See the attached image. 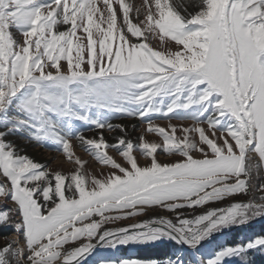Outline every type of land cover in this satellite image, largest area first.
Here are the masks:
<instances>
[{"label": "snow or ice", "instance_id": "1", "mask_svg": "<svg viewBox=\"0 0 264 264\" xmlns=\"http://www.w3.org/2000/svg\"><path fill=\"white\" fill-rule=\"evenodd\" d=\"M157 119L192 124L178 136ZM112 120H138L161 143L142 132L134 144ZM105 129L125 136L108 144ZM16 136L55 145L75 171L21 155ZM73 140L106 171L84 172ZM260 219L264 0H0V226L14 233L0 264H85L129 245L176 252L100 264H252L264 235L211 245Z\"/></svg>", "mask_w": 264, "mask_h": 264}, {"label": "rangeland", "instance_id": "2", "mask_svg": "<svg viewBox=\"0 0 264 264\" xmlns=\"http://www.w3.org/2000/svg\"><path fill=\"white\" fill-rule=\"evenodd\" d=\"M125 3H131L133 5H139L141 3V0H125ZM114 7L118 8V5L114 2ZM134 15V13L132 14ZM135 22V20L133 21ZM119 23V20H118ZM80 35V33H78ZM113 124H124L127 126V135L125 136L124 133H122L119 129L115 131H108L107 129L103 130V136L105 141L108 144H114L116 143V138L120 136H125L126 139H130L133 141L134 144L140 143V137L142 132L147 128V125H141L138 120H112ZM135 124L136 128L131 127V125ZM191 121H178L176 119H173L171 121L166 119H157L155 120V125L159 127H164L169 132L171 131L170 125H175L177 127V135H180L179 128L181 125L183 127H189L191 126ZM77 127L80 131L83 132V135L86 138H99V131L95 130L91 131L88 130L91 126L85 125L83 123L77 124ZM10 140H12L16 146L17 151L21 155H27L29 158L33 159L35 162L40 163L44 165L48 170L50 171H61L63 174H71L75 171L76 165L73 162H70L67 160L65 155L56 150V146L51 143H44V144H38L34 141L30 142L25 139H22L19 136L16 137H9ZM161 139L159 136H157L155 133H146L144 132V140L146 142H156L161 143ZM72 144L74 146V158L76 157L80 158L82 161H84L83 171L86 173H90L91 175H96L99 177L101 172L106 171L105 166L100 165L97 161L94 160L93 157H91L87 152L83 151L79 146H77V141L73 140ZM109 155H112L114 158L119 160L118 154L111 148L107 149ZM139 163L141 166H143L146 161L144 158L139 157L137 154ZM161 162H168V158L164 156L163 154H159L157 157ZM238 199H243V197H238ZM227 203V202H225ZM210 207H217V206H223L222 204H210ZM148 217H139L138 219L143 220ZM135 222L134 220H125L121 221L119 225H109L110 227L114 226H124L128 223ZM242 227L235 231V235H231L229 238L230 240H227L224 244L220 242L218 237L213 241L211 247H216L217 244L220 245H232L238 242L243 241L245 238L255 235H264V220L258 223L255 226ZM9 232V234H7ZM13 230L10 227L7 226H0V247H3L5 244V237H11L13 235ZM231 243V244H230ZM107 249L100 248L98 249V252L92 256L91 258H87L85 264H100L101 260H117V257L120 259H140V260H164L170 256H173V253L176 252V248L172 245H160L158 247L151 246V245H145V246H134L129 245L127 247L121 246L119 249L114 250V252L107 253ZM115 257H114V256ZM160 255V256H156ZM119 259V260H120ZM250 259L252 260V264H261V261L264 260V253L260 252H252L250 253ZM227 264H238V261L236 259H231L227 261Z\"/></svg>", "mask_w": 264, "mask_h": 264}, {"label": "water", "instance_id": "3", "mask_svg": "<svg viewBox=\"0 0 264 264\" xmlns=\"http://www.w3.org/2000/svg\"><path fill=\"white\" fill-rule=\"evenodd\" d=\"M260 220H261V219H260ZM260 220L254 221V222H252V223L258 222V221H260ZM236 229H238V228L233 227L232 229H227V230H225L222 234H217L216 237H217V236L227 235V234L233 232V231L236 230ZM98 248H99V247H97V249H98ZM97 249H96V250H97ZM96 250H95V251H96ZM95 251H94V252H95Z\"/></svg>", "mask_w": 264, "mask_h": 264}, {"label": "bare ground", "instance_id": "4", "mask_svg": "<svg viewBox=\"0 0 264 264\" xmlns=\"http://www.w3.org/2000/svg\"><path fill=\"white\" fill-rule=\"evenodd\" d=\"M106 252H107V253H111V252H114V250L107 249ZM95 254H96V252H93L90 256H88V258H91V257L94 256Z\"/></svg>", "mask_w": 264, "mask_h": 264}, {"label": "trees", "instance_id": "5", "mask_svg": "<svg viewBox=\"0 0 264 264\" xmlns=\"http://www.w3.org/2000/svg\"><path fill=\"white\" fill-rule=\"evenodd\" d=\"M261 264H264V260H263V261H261Z\"/></svg>", "mask_w": 264, "mask_h": 264}, {"label": "flooded vegetation", "instance_id": "6", "mask_svg": "<svg viewBox=\"0 0 264 264\" xmlns=\"http://www.w3.org/2000/svg\"><path fill=\"white\" fill-rule=\"evenodd\" d=\"M7 234H9V232Z\"/></svg>", "mask_w": 264, "mask_h": 264}]
</instances>
